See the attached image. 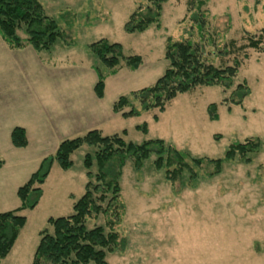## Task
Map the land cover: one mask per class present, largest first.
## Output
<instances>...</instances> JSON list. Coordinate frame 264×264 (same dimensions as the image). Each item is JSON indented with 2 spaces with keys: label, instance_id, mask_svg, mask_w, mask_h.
Segmentation results:
<instances>
[{
  "label": "rangeland",
  "instance_id": "rangeland-1",
  "mask_svg": "<svg viewBox=\"0 0 264 264\" xmlns=\"http://www.w3.org/2000/svg\"><path fill=\"white\" fill-rule=\"evenodd\" d=\"M38 1L45 14L55 20L63 37L49 51L37 53L30 45L18 50L21 51L20 66L26 71L23 79L38 78V94L48 92L58 104L67 99L63 106L72 101L73 106L88 105L90 125L96 124L92 128L102 130V135L117 133L134 143L160 138L193 157L212 158L222 157L231 141L257 136L264 142V40L263 50L245 47L239 53L225 55L223 61L211 54L226 49L225 43L230 39L239 46L246 44V35H258L264 27V0H208L201 7L208 19V29L203 36L193 23L183 19L186 0H167L161 11L160 28L151 26L141 33H127L123 25L137 3H146L145 0ZM168 36L188 38L203 45L207 43L205 51L216 65L221 62L231 64L233 56H237L240 61L238 77L247 81L250 95L241 106H235L222 102L229 90L200 86L178 94L166 104L163 112L154 109L139 116H117L115 121L106 119L105 114L111 113L112 102L117 97L152 84L162 74L166 66L163 54ZM208 36L214 38V45L210 44ZM101 38L120 43L123 54L139 55L142 63L134 71L122 67L116 75L107 76L104 96L96 102L92 99L97 77L91 67L93 56L88 45ZM44 68L57 70L56 77L52 73L56 83H49V78L39 75V70ZM14 79L11 75L10 80ZM20 81L21 78L17 79V83L8 88V96L14 99L8 107L9 119L15 124L33 118L35 112L34 101L29 99ZM212 102L217 104L215 120L208 118L206 110ZM153 116L158 121H154ZM103 117L106 125L99 122ZM142 123L147 126L145 133L136 129ZM46 125H41L40 132H32L33 137L41 138L40 142L30 141L23 150L26 173L33 169L38 156L43 159L54 154L56 148L51 142L87 132V127H83L79 131L82 133L62 135L63 127L55 130L51 121ZM122 130L126 131L125 135L121 134ZM88 151L93 155L94 148L84 144L72 153L70 170L64 171L53 163L41 185L42 193L36 206L19 212L26 218V223L12 250L0 259V264H30L39 232L43 229L52 231L47 218L72 213L73 202L84 191L86 169L82 161ZM245 157L250 160L235 158L223 162L221 172L212 177H201V172L195 169L197 176L192 181L184 173L180 185H171L164 179V169L157 171L153 167V155L139 170L126 161L120 176L125 212L115 228L125 238V249L108 254V264H264V148ZM2 159L4 150L0 147V161ZM89 171L91 175L96 173L95 160ZM87 180L93 182L94 178L87 177ZM9 198L17 199V203L20 201L15 193ZM10 210L13 208L0 212ZM87 223L89 227L102 224L103 218L100 215Z\"/></svg>",
  "mask_w": 264,
  "mask_h": 264
},
{
  "label": "trees",
  "instance_id": "trees-1",
  "mask_svg": "<svg viewBox=\"0 0 264 264\" xmlns=\"http://www.w3.org/2000/svg\"><path fill=\"white\" fill-rule=\"evenodd\" d=\"M145 1H139L130 13L123 25L125 32L141 33L151 26L160 28L161 11L167 0ZM207 2L186 0L183 19L193 23L201 36L208 29L206 11L201 8ZM62 35L55 20L45 14L38 0H0V36L10 48L20 49L30 45L35 52L49 51ZM245 39L246 44L239 46L234 39H230L225 43L226 49L211 54L219 56L223 61L225 55L239 53L245 47L263 50L264 27L257 36L250 34ZM208 41L211 45L215 43L210 36ZM204 45L207 46V43ZM204 45L188 38L166 37L163 54L166 66L162 74L152 84L117 97L111 105L112 111L120 113L124 118L139 116L154 109L163 112L166 104L178 94L191 92L200 86H219L225 91L229 90L222 102L241 106L251 89L245 79L238 77V57L233 56L231 64L221 62L216 65L213 58L207 55ZM88 50L93 56L91 67L97 77L93 92L99 99L104 95L107 76L116 74L122 67L134 71L142 63L139 55H125L120 43L109 42L104 38L90 43ZM206 110L208 118L215 120L217 104L209 103ZM153 118L156 119L155 116ZM136 129L142 133L147 132L146 123L137 125ZM121 134L125 135L126 131L122 130ZM10 140L15 147H25V130L15 126L11 130ZM84 144L94 148L93 155L87 152L82 161L86 176L88 179L93 177L94 181L87 180L83 194L72 205L71 214L47 219L52 231L43 229L39 232L31 264H108V254L124 251L125 238L115 228L125 212L120 194V176L126 161H130L139 170L144 161L153 155V167L157 171L164 169V179L171 185H180L184 173L192 181L197 176L195 169L201 172V177H212L221 172L223 162L235 158H244L248 162L250 159L245 157L247 154H256L264 148V142L257 136H250L242 141H231L222 157L212 158L193 157L160 138L134 143L116 133L102 135L97 129H91L82 136L64 139L55 153L44 157L27 181L18 187L16 193L20 206L0 212V259L8 255L25 224L26 219L19 212L33 209L38 203L42 193L40 185L52 163L56 162L62 170L69 169L72 166L71 154ZM93 160L96 173L91 175L89 169ZM100 215L103 223L89 227V219H96Z\"/></svg>",
  "mask_w": 264,
  "mask_h": 264
},
{
  "label": "crops",
  "instance_id": "crops-1",
  "mask_svg": "<svg viewBox=\"0 0 264 264\" xmlns=\"http://www.w3.org/2000/svg\"><path fill=\"white\" fill-rule=\"evenodd\" d=\"M23 48H25V46ZM23 48H20V49L10 48L0 36V147H2L4 150V159H2V161H0L1 162V164H0V211H5L6 209H11V208H13V210H14L20 206V201H18V203H17V199L9 198V196L11 194H14V193L17 196L16 192H17L18 187H20L22 185V183L30 177V175L37 169V166L39 165V163L42 160V158H40L38 156L33 169H31L27 173L25 172V170H26L25 169L26 156H25V153H23V150L29 144L30 141L35 140L36 143H39L41 140V138H36V137L32 136L33 130H39V132H40L41 125H43V124L46 125L47 121H49V122L51 121V123L54 125V127H56L55 130H58V127H63V130H62L63 134L62 135H71L68 133H78L79 131H81V129L83 127H87V131H89V129L90 130L96 129V128H92V127H96V124L90 125L91 124L89 121L90 107L88 105H84V103H82V104H76L75 106H73L74 101L71 102V99H68V100H70L69 102H71V104H69V105L67 104V105L63 106V103L67 99L62 100L61 103L58 104L57 100L50 93L47 92L46 95H41V94L39 95L38 94V91H36L38 78L35 77L34 80L23 79V77L26 75V71L24 72V70H25L24 66L23 67L20 66L21 51H18V50H21ZM13 50H15V51H13ZM38 64H39L40 68H42L41 64L39 62H38ZM23 68H24V70H23ZM11 69H13V71H11ZM56 71H57L56 69L44 68L41 71L39 70V72H40L39 75H44L47 78H49L48 79L49 83H51L53 81L56 83V79H52V73L54 72L55 77H56ZM11 75H13L15 78L13 81L10 80ZM114 75H116V74H114ZM20 78H21L20 82L22 83V89L28 94L29 99H31V101H34L35 112L32 113L33 118L28 119L24 123L20 122L19 124H15L14 122L10 121L11 119H9L8 107H9V105H11V101H13L14 99H11V97L8 96V88H9L10 84L15 85L17 83V79H20ZM10 81H11V83H10ZM31 81H33V82H31ZM33 83H35V86H33ZM17 87H19V89H20L19 85ZM104 89H105V87H104ZM93 94H94V92H93ZM102 98H100V100ZM98 99L99 98H97L94 94V99H92V101L95 100L96 102H98L97 101ZM85 100H88V98ZM97 108L98 107H96L95 110H97ZM105 116H106V119H108V120L112 119L115 121L114 118H116L117 116H121V115L119 113H114L111 109V113H107V114H105ZM154 121H158V119H156ZM99 122L100 123L102 122V124L104 125L106 123L105 118L103 117L101 119V121H99ZM85 123H86V125H85ZM87 125H90V126H87ZM15 126L22 127L25 130V135L27 138V145L23 148L15 147L11 143L10 133H11V130ZM67 129H70V131H71V129H74V132H70ZM79 133H82V132H79ZM84 134H82V135H84ZM60 139H62V138H57V140L51 142V143H54V149L55 148L57 149L59 143L62 140H64V139H62V140H60ZM59 140H60V142H59ZM85 146H87V145H85ZM71 156H72V154H71ZM71 156H70V158H71ZM53 163L51 165V168L53 166ZM51 168H50V170H51ZM71 168H72V166L67 170H70ZM50 170H49V173H50ZM67 170H64V171H67ZM4 172L6 174H3ZM49 173H48V175H49ZM48 175L46 176L44 182L46 181ZM44 182L41 185H43ZM86 182H87V176H86ZM86 182H85V184H86ZM85 184H84V186H85ZM41 185H40V187H41ZM11 201H12V205L9 206ZM25 223H26V221H25ZM18 236H19V233H18ZM18 236H17V238H18ZM17 238H16V240H17ZM16 240H15V242H16ZM15 242H14V244H15ZM14 244H13V246H14ZM13 246H12V248H13ZM12 248H11V250H12Z\"/></svg>",
  "mask_w": 264,
  "mask_h": 264
}]
</instances>
